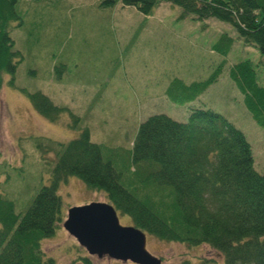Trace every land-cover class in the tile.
I'll list each match as a JSON object with an SVG mask.
<instances>
[{"label": "rangeland", "instance_id": "rangeland-1", "mask_svg": "<svg viewBox=\"0 0 264 264\" xmlns=\"http://www.w3.org/2000/svg\"><path fill=\"white\" fill-rule=\"evenodd\" d=\"M102 1L18 0L14 5L18 20L9 23L8 35L20 61L12 85L5 73L0 80V195L13 201L14 213L22 214L48 184L57 156L53 143H67L86 130L89 140L101 146L103 157L120 172L123 186L171 218L175 212L169 189L156 188L145 172H140L142 179L132 174L131 143L148 116L164 114L184 122L189 108L210 109L241 131L250 146L252 168L262 174L264 129L253 122L228 78L233 64L249 60L258 86L264 88L258 51L244 46L229 25L181 18L175 6L161 4L143 15L119 1L113 6H103ZM221 34L232 39L225 55L213 49ZM219 65L216 80L192 101L177 104L165 96L174 79L184 84L203 81ZM22 90L38 91L65 107L76 123L64 113L55 122L44 119ZM57 194L62 222L69 207L108 202L102 192L88 190L75 177L62 182ZM117 218L120 225L132 224L124 214L117 212ZM145 236L146 251L160 264H197L201 258L220 261L203 245L190 248ZM40 248L53 264H85V257L89 264H134L88 257L61 222Z\"/></svg>", "mask_w": 264, "mask_h": 264}, {"label": "trees", "instance_id": "trees-1", "mask_svg": "<svg viewBox=\"0 0 264 264\" xmlns=\"http://www.w3.org/2000/svg\"><path fill=\"white\" fill-rule=\"evenodd\" d=\"M17 1L0 0V80L5 73L11 77L10 85L20 61L8 35L9 23L18 20ZM117 1L143 15L167 4L179 8L181 18L225 23L244 46L258 51L257 65L264 67V0H103L101 4L113 6ZM231 43L229 36L221 34L213 49L225 55ZM219 71L220 65L205 80L189 84L174 79L165 96L177 104L192 101L216 80ZM228 78L253 122L264 129V88L256 82L252 63L233 64ZM22 93L49 122L64 113L76 123L65 107L53 104L42 93ZM53 146L57 156L48 184L22 214H15L13 201L0 195V264H53L40 245L62 220L56 192L68 177H75L90 191L102 192L119 213L155 238L190 248L203 245L220 260L201 258L197 264H264V172L253 170L244 135L220 114L189 108L184 122L154 114L137 127L130 150L132 174L142 179L140 172H145L156 188L169 189L175 212L171 218L123 186L120 172L103 157L101 146L89 140L86 130Z\"/></svg>", "mask_w": 264, "mask_h": 264}, {"label": "water", "instance_id": "water-1", "mask_svg": "<svg viewBox=\"0 0 264 264\" xmlns=\"http://www.w3.org/2000/svg\"><path fill=\"white\" fill-rule=\"evenodd\" d=\"M63 229L92 256L135 264H160L145 250V237L134 227L121 226L112 206L90 202L67 210Z\"/></svg>", "mask_w": 264, "mask_h": 264}]
</instances>
